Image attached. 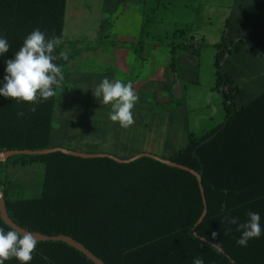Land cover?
Here are the masks:
<instances>
[{
    "label": "trees",
    "instance_id": "16d2710c",
    "mask_svg": "<svg viewBox=\"0 0 264 264\" xmlns=\"http://www.w3.org/2000/svg\"><path fill=\"white\" fill-rule=\"evenodd\" d=\"M66 5L67 0H0V36L6 35L11 45L0 55V87L6 61L14 58L28 34L37 28L49 37L64 33ZM241 18L243 27L227 52H239L249 41V48L264 56V0L242 5ZM146 37L144 24L137 61L143 58ZM101 44L71 43L69 60ZM215 47V87L224 98L225 119L201 133L190 132L188 143L169 158L202 174L201 181L188 170L147 156L124 163L63 152L14 155L0 161V187L11 220L29 231L72 237L106 264H193L196 257L205 264H264V91L238 107L243 90L223 71L221 43ZM176 60L174 54L173 71ZM68 61L56 63L64 67ZM173 101L175 106L184 102ZM55 104L56 97L50 98L30 113L32 104L0 95V152L50 148ZM158 106L173 109L171 104ZM21 109L25 115L18 117ZM34 163L44 165L41 195L13 198L7 167ZM249 210L260 214L262 232L240 246L236 241L241 232L231 226L224 234L229 225L221 221L227 214L246 222ZM0 227L10 230L1 216ZM217 243L222 246L219 253L211 246ZM33 255L29 264H95L59 241L38 242ZM5 264L21 262L12 258Z\"/></svg>",
    "mask_w": 264,
    "mask_h": 264
},
{
    "label": "rangeland",
    "instance_id": "374dc122",
    "mask_svg": "<svg viewBox=\"0 0 264 264\" xmlns=\"http://www.w3.org/2000/svg\"><path fill=\"white\" fill-rule=\"evenodd\" d=\"M118 1L122 0H67L63 49L70 52L71 43L82 47L95 45L100 40L102 44L94 51L71 58L63 67L64 87L58 88L54 122L60 135L89 144L93 142L94 147H110L115 153L119 147L130 151L142 145H157L159 149L158 143L168 150L174 148L172 135H167L168 129L164 138L161 135L165 131H156L154 138L144 132L128 141L121 140L116 130V135H111V127L107 124L111 120L106 118L111 104H103L102 97L100 100L96 98L92 89L107 75L115 74L113 49L116 48L125 51L118 59L121 65H125V72L119 78L124 77V82L131 80L139 95L132 110L135 123L143 120L146 128L166 125L169 119L171 122L173 112L183 115L185 106L188 126L195 133L224 121V98L221 90L215 87L217 42L221 43L220 50L225 52L223 71L243 90L237 97V106L241 107L264 91V56L240 51L231 57L227 52L230 41L240 33L236 32L239 28L236 17L239 0H185L180 3L181 7L175 0H147L143 12L137 7L127 10L126 4L106 7ZM144 24L147 25V37L143 58L129 61L135 55ZM184 51L191 57L196 55L199 66L193 68L195 73H181L188 79L183 82L180 74L171 69V64L174 54H185ZM178 98H183L184 102L175 106L172 101ZM159 104H171L173 109L165 111L159 108ZM137 111L139 117L135 115ZM150 132L153 134V130ZM184 139L186 143L187 138ZM40 164L9 165L8 175L14 184L15 198L41 195L44 173Z\"/></svg>",
    "mask_w": 264,
    "mask_h": 264
},
{
    "label": "clouds",
    "instance_id": "9594fccd",
    "mask_svg": "<svg viewBox=\"0 0 264 264\" xmlns=\"http://www.w3.org/2000/svg\"><path fill=\"white\" fill-rule=\"evenodd\" d=\"M63 33L57 36L54 32L49 37L46 31L39 28L27 35L23 45L15 52L14 58L6 61V75L3 77V87H0V95L12 98L17 102L23 101L33 106L27 109L30 113L37 111V105L50 98L57 97V88H62L65 74L63 65L57 61L69 60L68 50L62 49L58 53L56 49L63 43ZM10 44L6 35L0 36V55L9 51ZM93 90V95L105 105L111 104L109 119L118 122L120 127L129 128L134 123L133 108L139 101V95L131 80L124 82L121 79L110 80L104 77ZM23 109L17 112L18 117H23ZM227 191V190H225ZM249 219L241 222L237 216L224 215L221 223L229 225L224 234L230 233L235 226V230L241 232L237 244L247 246L250 239L261 236L260 214L249 210ZM213 238L217 236L212 233ZM38 238L28 231H21L15 226H10V230L0 227V264L16 258L21 264H29L37 251ZM212 247L219 253L222 251L220 243L212 244ZM193 264H205L201 257H196Z\"/></svg>",
    "mask_w": 264,
    "mask_h": 264
},
{
    "label": "crops",
    "instance_id": "0c3cea01",
    "mask_svg": "<svg viewBox=\"0 0 264 264\" xmlns=\"http://www.w3.org/2000/svg\"><path fill=\"white\" fill-rule=\"evenodd\" d=\"M146 1L147 0H122L121 2L118 1V2H116L115 4H113L111 6H109L107 4L106 7H111L112 8V7H114L116 5H119V4H124V5L126 4L127 5V10H129L131 7H137V8H139L141 10V12H143ZM175 1L178 4V6L181 7L180 3H182L185 0H175ZM261 1L262 0H239V3L237 5V11H236V13H237L236 14L237 25L239 26V28L237 29L236 32H239L240 28L243 27L242 18H241V6L242 5H254V4H257V3L261 2ZM125 12H126V10L124 11V13ZM217 43H219V42H217ZM240 51L241 52L242 51H249L251 53L258 54V53L253 52L249 48L248 43H246L242 47V49ZM184 52H185V54H181V53L177 54V60H176L177 73L180 74L181 79H182L183 82L188 80V79H187V75L182 76L181 73H183V74L195 73V72H192L193 68H195V67L197 68L199 66L198 62H197V60L195 58L196 55L191 57V56H189L187 54L188 52H186V51H184ZM124 53H125V51L122 50V49H119V48L113 49V56L115 57V60H116L114 67L116 69L114 70L115 74H111V75H107L106 76L110 80L121 79V80L125 81L124 77L119 78V75L120 74H124V72H125V70H124L125 69V65H121L120 61L118 60L121 56L124 55ZM234 53H238V52H232L231 53V57L233 56ZM135 59H136V53H135V55H133L132 60H129V61H135ZM127 62L128 61H126V63ZM214 65H215V63H214ZM117 69L119 71H116ZM234 81H235V83L237 85L239 84V83L236 82L235 79H234ZM239 86H240V84H239ZM57 94H58V91H57ZM56 108H57V97H56L55 111H54V116H53V127H52V132H51V139H50V147H53V148H66V149H70V150H74V151H77L74 148H78V149H80V150H82V151H84L86 153H90V152L105 153V154L112 155V156H115V157L120 158V159H130V158L137 157V156H139L140 154H142L144 152H149V153H153V154H155V155H157V156H159V157H161L163 159L169 160V158L177 150H179L180 148L184 147L188 143L189 133L190 132H194L188 126V119H186L188 117V115H187L188 114V109H187L186 106H185V113L183 115H178L177 112H173V114H172L173 118L171 117V122H170V119L167 118V119H169L170 123L167 121L168 123L166 125H164V126L157 125V126H151L150 128H146V125L144 124L143 120L141 121L139 119L138 120V124L135 123L131 127L125 129V128L120 127L118 122H112V121L109 122L108 121L107 124H108V126L111 127V130H110L111 135L113 134L115 136L116 135L115 134V130H116V131H118V134L120 135L121 140H125V141L126 140L128 141L131 138H138L144 132H145V134L147 132L148 135L150 134L154 138L156 131L157 132L158 131L159 132H161V131L164 132L165 131V133L161 135V137L164 138L166 136V134H167L166 133L167 129L169 130L167 135L171 134L172 137H173L172 140H171L173 142V146H174L173 149H169L168 150V148L167 147L165 148V146L163 147L162 144L159 145V143H158L159 141L157 140L158 146H160L159 149H158L157 145L154 146V147L153 146L146 147V146L142 145L140 148L133 149V150H130V151H128L129 149H126L127 151H125V150H123L124 148L119 147L118 153H115V151L111 150L110 147H108V148H102V147H99V146H95L94 147L93 142H91L89 144V143H86L85 141H81V142L80 141H75L74 139L69 138V136H67V135L66 136L60 135L59 134L60 131L55 129L56 125L54 123L55 119H56ZM135 115L139 117L138 111L136 112ZM167 116H169V114H167ZM106 118H107V120H110L108 114H107ZM224 119H225V117H224ZM57 122L60 123L59 120ZM150 130H153V134H151ZM207 130H209V129H207ZM180 137H181V139H180ZM184 138H187L186 139V143H184L185 142ZM183 143H184V145H181ZM177 147H179V148L175 149ZM93 149H95V151H93ZM78 152H80V151H78ZM35 164L36 163L30 164V165H25L23 167L32 166V165H35ZM10 165H13V164H10ZM40 165H42L43 173H44V165L43 164H40ZM8 169H9V166L7 167V170ZM10 195L13 198H15L13 196V195H15V192H14L13 188H11Z\"/></svg>",
    "mask_w": 264,
    "mask_h": 264
},
{
    "label": "water",
    "instance_id": "95a60500",
    "mask_svg": "<svg viewBox=\"0 0 264 264\" xmlns=\"http://www.w3.org/2000/svg\"><path fill=\"white\" fill-rule=\"evenodd\" d=\"M248 44L251 45V43L249 41H248ZM53 152H63L65 154L77 156V157H81V158H96V157L108 156V157H110L116 161L124 162V163L133 161L139 157L147 156V157H152L154 159L160 160L162 162L169 163V164L173 165L174 167H178L180 169L188 170V171L192 172L193 174H195L198 177L199 181H201V177H202V174H198L194 170H191V169H189L185 166H182V165H178L176 163H172L169 160L163 159V158H161V157H159L153 153H149V152H144V153L140 154L139 156L134 157V158H130V159H120V158H117L115 156L108 155L105 153H84V152H78V151H74V150H70V149H66V148L50 147V148L45 149V150H11V151L0 152V161L5 162L8 160V158H10L11 156H14V155H21V154H23V155H46V154L53 153ZM202 192H203V190H202ZM205 213H206V211H205ZM0 216H1L2 220L8 226H15L16 228L20 229L21 231H28V232H32L33 234H35L36 237L38 238V242H42V241H44V242H47V241L64 242V243L70 245L71 247L75 248L76 250H78L82 254H84L87 258H89L95 264H106L102 259L97 257L89 249H87L82 243L78 242L77 240L73 239L72 237L62 235V234L49 236L46 234L29 231V230H26V229L18 226L13 220H11V218L9 217V215L7 213L5 197H4L3 190L1 188H0Z\"/></svg>",
    "mask_w": 264,
    "mask_h": 264
}]
</instances>
